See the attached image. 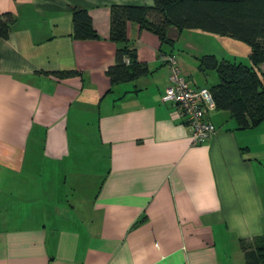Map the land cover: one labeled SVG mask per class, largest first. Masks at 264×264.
I'll return each instance as SVG.
<instances>
[{
    "label": "crops",
    "instance_id": "obj_1",
    "mask_svg": "<svg viewBox=\"0 0 264 264\" xmlns=\"http://www.w3.org/2000/svg\"><path fill=\"white\" fill-rule=\"evenodd\" d=\"M111 4L154 1L0 0L15 16L0 38V264H244L240 240L264 233V122L239 129L214 108L215 134L193 144L162 99L161 57L174 53L190 85L208 88L217 76L196 57L230 41L228 57L248 59L247 45L175 26L162 45L130 22L150 73L110 86ZM78 7L98 38L70 35ZM67 178L90 198L70 199Z\"/></svg>",
    "mask_w": 264,
    "mask_h": 264
},
{
    "label": "trees",
    "instance_id": "obj_2",
    "mask_svg": "<svg viewBox=\"0 0 264 264\" xmlns=\"http://www.w3.org/2000/svg\"><path fill=\"white\" fill-rule=\"evenodd\" d=\"M153 1L152 6L110 5L108 39L116 46L114 63L106 69L110 86L150 73L147 64L138 59L127 34L128 23L134 22L141 29L156 34L162 45H172L173 41L167 36L169 26H175L178 32L196 29L243 42L249 49L250 64L237 61L238 57L218 59L211 53L196 57L199 70H214L216 73L217 82L208 87L215 109L228 111L239 129L264 122V70H260L264 63V0ZM71 19L72 38L99 37L87 8H73ZM14 21L15 16L11 12L0 14V38L8 37ZM52 73L65 77L74 72ZM240 248L244 264H264V233L250 242L240 240Z\"/></svg>",
    "mask_w": 264,
    "mask_h": 264
},
{
    "label": "built area",
    "instance_id": "obj_3",
    "mask_svg": "<svg viewBox=\"0 0 264 264\" xmlns=\"http://www.w3.org/2000/svg\"><path fill=\"white\" fill-rule=\"evenodd\" d=\"M161 58L170 69V84L162 99L173 102L172 114L182 119L188 127L193 144L208 140L216 132L215 125L208 117L209 111L215 108L210 91L207 87H193L189 84L180 72L175 54L166 53Z\"/></svg>",
    "mask_w": 264,
    "mask_h": 264
},
{
    "label": "rangeland",
    "instance_id": "obj_4",
    "mask_svg": "<svg viewBox=\"0 0 264 264\" xmlns=\"http://www.w3.org/2000/svg\"><path fill=\"white\" fill-rule=\"evenodd\" d=\"M213 35V34H212ZM197 36H195V38H196ZM232 39V38H231ZM196 40H197V38H196ZM233 41V40H232ZM237 41V40H236ZM197 42H198V44H196L195 45V43H194V46H196L197 48H201V46H202V44H206V43H203L202 42V39L201 40H197ZM202 42V43H201ZM227 43H222L223 45H221V46H218V45H210V50H216V52H217V54L218 55H216V57L218 58V59H221V57L222 56H226L227 55V53L228 54H230V52H231V48L233 47L232 45H230L231 44V42L230 41H226ZM238 43H240L241 45H245V43H243V42H240V41H237ZM201 44V45H200ZM207 45V44H206ZM212 46V47H211ZM246 46V45H245ZM247 47V46H246ZM206 48V47H205ZM241 51H239V53H240ZM176 53H178L179 54V56L180 55H183L184 53H182V50H181V47H179L178 49H177V47H176ZM227 57H228V55H227ZM178 58V57H177ZM231 58V57H230ZM179 59H180V57H179ZM177 60V63H178V66H179V68H180V64H179V62H180V60ZM243 61V62H245V63H247V64H250V62H249V60L247 59V58H243V57H238L237 58V61ZM181 69V68H180ZM208 73H210V74H212V73H215V71L214 70H208ZM215 75H216V73H215ZM90 144L92 145L93 144V141H92V139L90 138ZM89 159H91V158H89ZM103 169H105V167H103ZM67 177H70V176H67ZM70 179H71V186H73V184H72V181L74 180L73 178H71L70 177ZM70 181H69V178H67V182L65 183V189H66V191L67 192H69L70 191ZM75 188V187H74ZM89 194H91V192H90V190L88 189V191H85V192H83L81 189H73V192H71L70 191V199H72V200H88L90 197H89Z\"/></svg>",
    "mask_w": 264,
    "mask_h": 264
}]
</instances>
